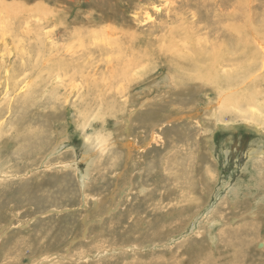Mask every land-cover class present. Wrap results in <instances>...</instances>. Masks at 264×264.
Instances as JSON below:
<instances>
[{
  "label": "rangeland",
  "instance_id": "1",
  "mask_svg": "<svg viewBox=\"0 0 264 264\" xmlns=\"http://www.w3.org/2000/svg\"><path fill=\"white\" fill-rule=\"evenodd\" d=\"M148 1L150 0L143 1L144 3L140 0L0 1V5L6 4L9 8H12V5L23 6V8L26 6L29 9L34 7L37 12L32 14L31 18L36 23L41 17V11L49 16V10H54L57 19L59 18L58 21H61L63 27L66 26L62 30L58 29L57 33L64 35L66 39L72 40L75 37L72 34L69 37L70 31L77 29L75 27L82 28L80 24L85 23L86 20L91 21L96 17V14L102 11L109 10L111 8L110 4L113 5L114 3L112 6L114 12L111 9L109 10L114 14H110L109 17L107 15V22L102 25L107 27L111 22V26L115 25L119 32V34L117 32L114 35L113 39L108 41L111 44L106 45V48L104 47L106 52L100 51L99 47L102 49V46H97L95 43L98 40L95 41L94 39H101L104 36L109 37L107 33L103 37L100 36V38L95 37L97 34L93 31L88 35H82L83 43L88 47H93L81 48L80 53L74 54L75 56L72 57L75 61L72 62V67H83L85 69L84 74L88 77L87 80L77 79L75 81L67 78V85L64 88L67 91L62 89L60 94L63 96L58 98L50 89H40L43 92H40L42 94L41 101L47 100L52 95L54 96V99H51L52 103L47 101L46 109H43L47 110L48 108L47 111L49 112L48 117L45 119L49 128L47 130L48 134H51L52 137L49 144H46L41 151H39L38 146L32 147L28 154H14L12 152L15 148L13 143H10L7 148L4 144L1 146L0 149L3 150L0 152V157L14 156L11 165L14 166V170L21 171L22 176L18 175L0 182V264H31L37 262L41 257L46 258L48 256L51 259L48 262L55 261L53 264H232V260H227L224 252H221V242L218 245L217 242L213 244L208 233L201 236L191 235L178 241V232L189 221L191 215L202 206L203 202L209 204L207 207L202 208L193 219H190L189 223H192L190 227L194 226V222L196 223L194 226L196 229H207L208 225H215L213 233H216L223 223L212 221L211 224H208V220L205 221L204 218L209 213L210 208L218 206L221 202L234 201L233 199L236 198V201L247 199V202L244 203V210L248 208V201H251L256 207L252 209L253 211L260 206L264 209V195H262L264 194V184L261 178L260 181L257 180L253 165L254 160L248 154L253 149H264V131L260 130L257 125L242 120L243 117L237 115L238 113L234 110L220 114L218 120L214 123L212 118L215 117L216 108L222 98L220 99L213 86L195 79L200 71L198 68H193L196 67V61L199 59L198 53L201 50L199 48L203 49L208 45H212L214 38H217V33L214 32L218 29L214 24L216 23L215 15H212L213 22L210 27H205L206 20L192 21L194 9H190V11L184 13L185 18L187 17L186 22L180 25L179 32L174 34L172 36L173 40L170 41L169 37L164 38L165 31L162 30V27L159 28V20L162 22L165 17L164 13L160 14L164 9L154 12L157 10L154 6L159 7L160 5L159 8H164L165 5L167 6V0H154L152 3L154 5L146 4L149 3ZM239 1L234 0L233 9L241 13L240 15H248L249 7L246 8L243 5L242 8ZM11 2L17 5L11 4ZM180 6L178 5V8L182 7ZM145 7H148L149 11ZM223 9L225 7L218 6L219 13ZM229 10L230 8L226 9V12ZM147 11L153 13V17L150 19L152 24L147 18L148 15L146 14V18L144 16ZM186 24L187 26H183ZM82 26L87 25L83 24ZM119 26L120 28H118ZM154 26L159 28L156 30L158 32L155 31ZM149 27L153 28V32L151 31L152 37L147 35ZM54 28L57 27L54 26ZM46 29L50 31L53 27H46L42 31L46 33L48 31ZM122 31L126 32L124 37L123 34H120ZM185 31L189 32L186 36H184ZM5 36L10 39L9 47H12L11 37H9V34ZM202 36L206 40L202 39ZM148 38H151L156 45L157 49L155 48L154 52L148 49L152 47V45L147 46L145 42ZM1 39L3 38L0 37ZM198 39H200V42ZM211 39L212 41H209ZM67 40L66 42H68ZM72 40L71 43L77 44L75 40ZM123 40L127 43H124ZM56 41L57 44L64 42L62 39ZM24 42V48H16L18 50L15 48L10 50L0 48V58L12 59L8 61L5 67H22L23 63H26L27 57L34 60L32 63L35 67L40 66V50L39 52H32L30 48L34 46V48L39 49L35 45V40L27 39ZM28 42L30 44H27ZM191 42H193V45ZM175 43L181 47L186 46L188 54L184 56L185 62L180 58H174V50H170L171 52L163 51L164 47H167V49L175 48ZM125 46H128V48ZM23 49L26 50L23 51ZM179 53L177 51L178 55H180ZM118 54L121 56H116ZM130 54L133 58L130 57ZM78 55L81 58L78 59ZM67 57H64L67 61L72 59ZM125 59L130 64L126 63L127 60ZM182 65L185 68L180 71L178 67H182ZM128 67H135V69L131 72L132 76L129 77L130 82L128 80L126 83L124 79L119 78L120 75L117 72L125 73ZM140 70L144 77L140 76ZM168 75L171 76V80H168ZM74 86L77 92L74 91ZM237 88L232 90L238 91L243 87ZM180 89H184L185 93H179ZM24 92L12 93V96H10L13 98L12 101L14 102L17 95H22ZM6 95L7 92H0V101ZM177 96L179 99H177ZM146 100L151 102H146ZM143 102L146 103L144 107L140 106ZM207 103H210L211 110L205 109ZM177 106H179V109ZM131 108H134L137 112L134 115L135 117L132 116L130 119ZM145 108L149 109L143 111ZM11 116L12 114L9 112L1 120L4 134L10 132L8 122H4V120ZM201 119L202 124L206 122L207 132L203 130L205 126L199 127L198 121ZM93 135L95 137L102 136L107 141L108 150L101 162L103 165L100 163L93 170L91 180L88 182L89 186L86 189L90 195H86L84 190L80 188L78 176L89 173V155H86L83 144L85 138ZM1 136H3L2 133ZM7 137L8 135H4L3 138ZM9 137V140L12 141L13 136L10 134ZM53 145H60L58 152L54 155L50 154L46 158H49L52 163L56 161L75 162V166L78 164L77 171L73 168L63 170L62 167L57 166L55 169H46L44 164L48 160L46 161L44 156L50 147H55ZM210 152H212L214 162L217 164L214 175H217L218 178L212 179L214 182L216 181L215 184L214 182L209 183L206 190L208 194L205 195L204 192L199 190V200L194 207L186 211L185 214L174 218L166 216L165 223L158 225L157 222L161 223L160 218L158 221L156 220L158 207L160 209L168 207L164 205L167 203V197L168 199L175 198V193L180 191L188 175L175 178L177 165L173 162L182 159V164L186 166L188 172L197 173L198 171L199 176L194 177L193 175L196 181L201 176L202 163L210 159L208 157ZM258 164L260 166L264 165L262 163ZM248 184L252 187L247 186ZM144 186L148 188L145 195L141 192ZM249 193L253 196H250ZM236 194L239 196L235 197ZM254 197L259 201L258 204ZM43 228H46V231H43ZM260 233L264 234V229ZM174 234L176 239L171 241L169 237ZM262 241H264V237ZM152 243L159 245L154 246ZM129 244L143 246V249H118L115 253L111 251L105 257L98 258L96 256V253L102 249L120 248ZM87 253L90 254V257ZM61 255H64L65 258L58 259ZM55 256H57L56 259ZM69 257L74 258V261L69 260ZM241 260L242 262L239 261L238 264H264V259L249 258Z\"/></svg>",
  "mask_w": 264,
  "mask_h": 264
},
{
  "label": "bare ground",
  "instance_id": "2",
  "mask_svg": "<svg viewBox=\"0 0 264 264\" xmlns=\"http://www.w3.org/2000/svg\"><path fill=\"white\" fill-rule=\"evenodd\" d=\"M140 1L142 3H144L143 1H146V0H140ZM6 2H8V1H6ZM148 2L149 3H146V4L154 5V4H152L154 2V0H150ZM167 2H168L167 6L165 5L164 8H159L160 5L158 7L155 4L156 6H154V8H155V10L157 8V10L154 12H159V10L161 11L162 9H164V10H162V13H160V14L162 15L164 13L165 17L162 19V22H161V20H159V25H160L159 28L162 27V30L165 31L164 38L169 37L171 39L170 41L173 40L172 36H174V34L179 32L178 30L180 28V25H182L183 23L186 22L187 17L185 18L184 13L190 11V9H194L192 21L206 20L205 21V23H206L205 27H207V26L210 27V24L213 22L212 15H215L216 23H214V24L216 25V27L218 29H217V31H214V32L217 33V36H216L217 38H214V42H212V45H208V46L204 47L203 49L199 48V49H201L200 52L198 53L199 59L196 61L197 62L195 65L196 67H193V68H198L200 70L199 73L196 75L195 79L199 80V82H201V83L213 86L216 89V92H217L218 96L220 97V99L222 98L220 103H218L219 104L218 107L216 108L215 115H214L215 117L212 118L213 122L216 123V120H218V117L220 114L228 113V112L234 110L235 112L238 113L237 115L243 117L242 120L248 122L249 124L257 125L260 130L264 131V0H240L239 3L242 4L241 5L242 8H243V5L246 8L249 7L248 8L249 13H247L248 15H245V16L240 15L241 13H239L233 9L234 0H167ZM13 3L11 2V4H13ZM177 3H179L178 5H181L182 7L180 6L181 8H178ZM14 4L17 5L16 3H14ZM110 5H111V8H109V10L111 9V11H112V6L114 5V3H113V5L112 4H110ZM12 6H13L12 8H9L6 4L0 5V37L3 38L0 40V48L3 47V48H7L9 50L11 48L21 49L24 45L23 42L25 40L27 41V39H34L35 45H37L39 49L34 48V46H31L30 48H31L32 52H34V51L39 52V50H40L41 54H39V55H41V58H39V59H40L41 63H40L39 67H35L32 63L34 60H31V57H27L26 63L24 62L22 67H5L8 64V61H11L12 59H8L5 57L0 58V60H1V62H0V88H1L0 92L1 93L4 91L7 92L6 97L0 101V106H1V110H0V148L3 144L7 148L8 145H10V143H13L15 148L13 149L12 152H14V154H24V153L28 154V153H30L32 147L35 148L38 146V148H40L39 151H41L44 148V146H46V144L50 143V141L52 139L51 134H48L47 130L49 128L47 127V123L45 120L49 114V112L47 111L48 108H47V110H43V109H46L45 105H47V103L49 101H51V103H52L54 96L52 95L47 100L41 101V98H40V97H42V94L40 93V92H42L41 90L42 89H50L56 95V98H58L60 96H63L62 94H60V92L67 85V78H69L70 80H75V81L77 79H80V80L83 79V81L87 80L88 77H86V75L84 74L85 69H83V67H79V66L78 67H72V62L75 61L74 57H72V56H75L76 53H80L81 48H87L88 47L85 45V43H83L84 40L81 38L82 35L83 36L85 34L88 35V33H91V31H93V33L97 34L95 37L98 36L100 38V36L103 37L107 33V35H109V37L104 36L105 38L103 37L101 39H94L95 41L98 40L95 43L97 46H102V49L99 47L100 51L106 52L105 46L111 44L108 41L114 38V35H116L118 30L115 28V25H113V27L111 26V22L107 27H104L102 25V24L107 22V17H106L107 15L109 17L110 14H114V13H112V12H114V10L112 12H110L107 9L105 11H102V12L96 14V17H94L91 21L86 20V22L83 24H85L87 26L83 27L82 26L83 24H80V26L82 28L75 27L77 29L69 32V37L72 34V36H74L75 38L73 40L67 38L68 39L67 40L64 35H60L59 33H57L58 29L62 30L66 26L63 27L62 24L60 23L61 21L60 22L58 21L59 18L57 19V15L55 14L54 10H49L50 14H49V16H47L48 14H45L40 9H38L41 11L40 14L41 13L42 14H41V17L39 18L38 23H36L31 18L32 14L37 12V10H35L34 7L29 9L26 6H24V8H23V6L18 7V5L17 6L12 5ZM137 6H138V4H137ZM142 6H143V4H142ZM218 6H220V7L223 6V7H225V9L221 10V12L219 13ZM101 7H103V6H101ZM202 7H204V9H202ZM215 7H216V9H215ZM228 8H230V10L228 12H226V9H228ZM145 9H147L149 11L148 7H145ZM145 9H141V10H145ZM148 11H147V13H145L144 16L146 18V14H147L148 15L147 18H149V20H150L153 17V13L152 12L150 13ZM98 12H99V10H98ZM108 12H109V14H108ZM161 15H159V16H161ZM112 17H113V15H112ZM160 18H162V16ZM145 20H147V19H145ZM108 22H109V19H108ZM140 22H141V20H140ZM12 23H14V25H12ZM115 23H117V22L115 21ZM150 23H151V20H150ZM138 24H141V23H138ZM146 25H148V24L146 23ZM50 26H52L53 29H51L50 31L48 29H46V30H48L46 33L44 31H42L46 27H50ZM54 26H56L57 28H54ZM157 26L156 27L154 26L155 31L158 28ZM183 26H187V24L183 25ZM118 28H120V26ZM133 29H131V30H133ZM122 30H123V28H122ZM152 30H153V28L151 27L147 32L148 33L147 35H149V37H152V35H151ZM162 30H161V32H162ZM156 32H158V31H156ZM209 32H211V31H209ZM62 33H65V32H62ZM188 33H189L188 31H185L184 36H186ZM8 34L12 40V47H9V44L11 42L10 39L5 36ZM118 34H119V32H118ZM120 34H123V37H124L126 32L122 31V32H120ZM190 34H191V32H190ZM204 34H205V32H204ZM191 36H193V35L191 34ZM35 37H37V38H35ZM129 37H130V34H129ZM142 37H143V35H142ZM204 37H205V35H204ZM204 37L202 36V39ZM193 38H194V36H193ZM57 39L58 40L62 39V41H64V42L61 44H59V43L57 44V41H56ZM159 39H161V38H159ZM212 39L209 41H212ZM66 40L68 42H66ZM71 40L72 41L75 40L77 42V44H73L74 42L71 43L70 42ZM150 40L152 41L151 38H148L145 42L147 43V46L152 45V47L148 48V49H151V52H154V50H156L157 48H156L155 43H153V41L151 43ZM198 40L200 42V39H198ZM124 41L125 40H123V42ZM133 41H132V43H133ZM182 41H184V40H182ZM29 42L27 44L31 43V42L30 43ZM196 42H197V40H196ZM24 43H26V42H24ZM124 43H127V42H124ZM132 43H130V44H132ZM134 43H135V41H134ZM192 43L193 42H191V44ZM203 45H205V44H203ZM120 46H118V47H120ZM25 47H27V46H25ZM89 47H91V46H89ZM111 48H112V46H111ZM126 48H128V46ZM133 48H135V47H133ZM18 49H16V50H18ZM24 50H26V49H23V51ZM161 50H162V47H161ZM165 50H167V51L174 50V54H175L174 58H176V59L180 58L181 60H184V62H185L184 56L188 54V52H186V46L181 47V46H178V44H176V43H175V48L167 49V47H164L163 51H165ZM140 51H141V49H140ZM177 51L180 52L179 53L180 55L177 54ZM130 52H131V50H130ZM133 52H132V55H133ZM132 55L130 57H132ZM30 56H33V55H30ZM66 56H68L72 59L70 61H67V59L64 58ZM116 56H119V54ZM116 56H115V58H116ZM109 57L107 58L108 60H109ZM79 58H81L80 55H78V59ZM111 58H110V60H111ZM126 58L128 59L129 57H126ZM143 58H145V57H143ZM127 59H125V60H127ZM113 60H114V58H113ZM94 61H93V63H95ZM126 63H129V61L127 60ZM192 63H194V62L192 61ZM74 65L76 66V64H74ZM121 66H123V65H121ZM228 66H230V67H228ZM97 67H99V66H97ZM178 68H180V71H181V69H183L185 67L182 65V67H178ZM187 68H190V67H187ZM79 69H80V71H79ZM108 69H110V68H108ZM134 69H135V67H128L125 73L121 74V72L118 71L117 74L120 75V77H119L120 79H124V82L127 83V81L129 80V77L132 76L131 72H133ZM94 72L96 73L97 71H94ZM98 72H100V71H98ZM139 73H140L141 77H144V74L141 73V70ZM136 74H138V73H136ZM140 76H139V78H140ZM30 79H32V80L30 81ZM92 79H93V77H92ZM55 80H56V82H55ZM168 80H171L170 75H168ZM111 81H113V80H111ZM103 82H104V80H103ZM129 82H130V80H129ZM114 83H115V81H114ZM158 83H159V81H158ZM110 86L112 87L111 84H110ZM241 86L243 87L241 90H238V91L232 90L234 88L238 89L237 87H241ZM71 87H72V84H71ZM74 88H75V86H74ZM97 88H98V86H97ZM113 88H115V87H113ZM67 89H69V88H67ZM64 90H66V89H64ZM183 90L180 89L179 93L184 92ZM74 91H76V88L74 89ZM20 92H24V93L22 95H17V97L15 98V100L13 102L12 101L13 98L10 97V96H12V93L19 94ZM100 92H102V91H100ZM65 95H67V94H65ZM173 95H174V93H173ZM44 99H46V98H44ZM64 99H65V97H64ZM177 99H179L178 96H177ZM150 100H146V102L150 101ZM58 101H60V100H58ZM49 104H48V106H49ZM145 105H146V103L143 102V104L140 106L144 107ZM151 107H153V106H151ZM190 107H192V106L190 105ZM177 108L179 109V106H177ZM147 109H149V108H145L143 111H146ZM205 109H210V103H207ZM9 112L12 114V116L10 118H8L7 120H4V122H8L10 132H8L7 134H4L2 132L3 131V129H2L3 128L2 127L3 122H1V120ZM136 112L137 111H135L134 108H131L130 113H129V118L131 119L132 116L134 118L135 117L134 115L136 114ZM232 113L235 114L234 112H232ZM152 114L154 115V113H152ZM235 117H236V115H235ZM50 118H51V116H50ZM151 118L152 117L150 116V119ZM198 124H199V127H202V126L206 125V122L204 124H202V119H201L198 121ZM203 130H204V132H207L208 127L205 126V128H203ZM200 131H202V130H200ZM204 132H203V134H204ZM1 133L3 134V136H1ZM10 134L13 136V139H11L12 141L9 140ZM58 134H60V133L58 132ZM153 134H155V133L153 132ZM4 135H8V137L3 138ZM93 136L92 137L89 136V137L85 138V142L83 144L84 145L83 148L85 147V150H86L85 151L86 155H89V157H88L89 158V161H88L89 173L82 175L80 177L78 176V178L80 179V182H78V183H80V188H82L84 190V194H86V195L89 194L86 189L89 186L88 182H89V180H91V175L93 173V170H94L95 166L99 165L103 161L104 156L106 155L107 150H108L107 145H106L107 141H105V139L102 136H100V135H99L100 137L99 136L93 137ZM152 136H155V135H152ZM2 138H3V140L4 139L5 140L3 141ZM60 145H57V146L53 145L55 147H50L49 151H46L47 153L44 156L45 160L46 161L48 160L44 164L46 166V169L47 168L55 169L57 167H62L61 169H63V170L65 168H67V169L73 168V170L77 171V165L78 164H76V166H75V162H69V161H61V162L59 161L58 162V161H56V162L52 163V161L49 160V158H46V157H49L50 154H52V155L56 154L58 152L57 151L58 148H60ZM129 145H131V144H129ZM2 150L3 149H0V152H2ZM248 154H250V156L254 160L253 165H254V168L256 170L255 176H256L257 180H259L261 178L263 181V184H264V172H263L264 171V165L260 166L258 164V163L264 164V149H253L251 151V153H248ZM12 157L14 158V156H9V155H6L5 157H0V182H4L5 179H10V178H13L15 176L17 177L18 175H20V177L22 176L20 174L21 171L18 172L16 170H14V166L11 165V163L13 161ZM17 157L20 158V156H18V155H17ZM208 157H210V159H208L205 163H202V166L200 169L201 176L199 177V179H196V181L194 180L193 175H194V177L199 176L198 171H197V173L188 172L189 170L186 168V166H184L182 164V159L173 162L174 164L177 165L176 166L177 167L176 168L177 174H176L175 178H182L186 174H188L187 175L188 177L186 176V178L183 182L184 183L183 186L181 187V189L179 188L180 191H177V193H175V196H174L175 198L168 199V197H167L168 194H167V196H166L167 197V203L164 205H167L168 207H163V209H160L158 207L156 220L158 221V219L160 218L159 220L161 221V223L157 222L158 225H162L165 223L164 220H166L165 219L166 216L167 217L171 216L170 218H174L178 215L185 214L186 211H189L190 208L194 207L199 200V190L204 192L205 195L208 194V193H206V190L209 187V183L214 182L212 179L217 177V175H214L215 167L217 164H216V162H214V156H213L212 152H210L208 154ZM42 160H44V159H42ZM72 163H74V164H72ZM84 170H86V169H84ZM215 182H214V184H215ZM246 183H247V181H246ZM236 186H238V185H236ZM247 186H251V185L248 184ZM215 188H216V186L214 187V190H215ZM238 188H239V186H238ZM147 190H148V188L144 186V188H142L141 192L144 193V195H145V193H147ZM234 190H236V189H234ZM45 191H46V189H45ZM175 191H176V189H175ZM254 191H255V189H254ZM215 192H214V194H216ZM236 192H239V191L236 190ZM201 194L203 195V193H201ZM249 195H250V193H249ZM262 195H264V194H262ZM262 195H259V196L261 197ZM228 196H230V195H228ZM238 196L239 195L236 194L235 197H238ZM259 196H257V197H259ZM166 197H164V198H166ZM243 197H245V196H243ZM263 198H261V199H263ZM233 200L234 201L231 200L229 202L228 201L221 202L218 206L210 208V211L207 214V216L205 215L206 217L204 219H205V221L208 220L207 221L208 224L209 223L211 224L212 221L223 223L222 227H220V229L218 228V231L216 233H213L215 225L214 226L208 225L207 229H205V228L196 229V227H194L196 225V223L194 222L193 223L194 226L190 227V225L192 224V223H189L191 221L190 219H193V217L195 215H197L198 212L202 208H204L205 206L207 207L209 204V203L206 204V202H203L202 206L191 215V217L189 218V221L178 232L179 233L178 234L179 238H177L178 241L184 240L191 235L196 234L197 236H201L202 234L208 233L209 238L211 239L210 241H212L213 244L214 243L216 244V242H217V245H218L221 242V244H220L221 252L222 253L224 252V255H225L227 260H232V264H238V263L242 262L241 259H249V258H258L261 260L264 259V241H262L264 234L260 233V231L264 229V209H263V207L260 206L261 208L258 207L257 210L253 211L252 209H255L256 207L254 206V204H252L251 201L250 202L248 201V203L250 205L248 204V208L246 210H244L245 209L244 203L247 202V199L236 201L237 200V198H236ZM254 200H256L257 204H258L259 201L256 198ZM159 202L161 203L160 200H159ZM257 204H256V206H257ZM52 211H54V210H52ZM158 213H160V214H158ZM255 216H257V217H255ZM233 220H235V221H233ZM42 230L46 231V228H43ZM169 238L171 239V241H174L176 239V235L175 234L171 235ZM152 245L157 246L159 244H157V243L153 244L152 243ZM127 248H131L133 250L135 248H138V249L142 250L143 246H139L136 244H129V245L122 246L120 248H118V247L113 248L112 247L110 249H102L96 253V256L98 258L105 257V256H107V254H110L111 251H114V253H115V251H117L118 249H122V250L125 249L126 250ZM87 254L90 257V254L89 253H87ZM48 257H46V258L41 257L39 260H37V262L31 263V264H53V263H55V261L48 262L49 260H51V259H49L50 257L49 258ZM53 258H54V255H53ZM56 258H57V256H55V259ZM63 258H65V256L61 255L60 258H58V259H63ZM86 259H87V257H86ZM69 260L74 261V258L69 257Z\"/></svg>",
  "mask_w": 264,
  "mask_h": 264
}]
</instances>
